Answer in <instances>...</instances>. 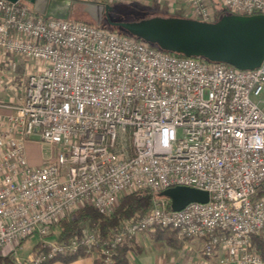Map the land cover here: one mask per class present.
I'll list each match as a JSON object with an SVG mask.
<instances>
[{
  "label": "built area",
  "instance_id": "obj_1",
  "mask_svg": "<svg viewBox=\"0 0 264 264\" xmlns=\"http://www.w3.org/2000/svg\"><path fill=\"white\" fill-rule=\"evenodd\" d=\"M124 3L127 0H94ZM184 16L213 21L211 0H184ZM228 13L264 14V0H218ZM37 60L19 102H0V255L83 205L108 214L127 193L174 185L206 202L171 210L165 197L107 235L83 228L41 240L14 264L89 255L113 264L118 246L156 227L197 239L215 264H264V59L252 69L178 56L94 24L43 18L0 0V58ZM11 69L13 61H9ZM27 140L54 147L28 164Z\"/></svg>",
  "mask_w": 264,
  "mask_h": 264
},
{
  "label": "water",
  "instance_id": "obj_2",
  "mask_svg": "<svg viewBox=\"0 0 264 264\" xmlns=\"http://www.w3.org/2000/svg\"><path fill=\"white\" fill-rule=\"evenodd\" d=\"M17 1V0H9ZM71 0H32V9L43 18L68 17ZM112 9L109 3H93L88 12L98 24ZM132 36L155 44L162 50L221 62L239 69H252L264 59V14L224 13L214 21L175 15H153L133 20L109 21ZM169 200L171 210L189 202H206V190L174 185L157 194Z\"/></svg>",
  "mask_w": 264,
  "mask_h": 264
},
{
  "label": "trees",
  "instance_id": "obj_3",
  "mask_svg": "<svg viewBox=\"0 0 264 264\" xmlns=\"http://www.w3.org/2000/svg\"><path fill=\"white\" fill-rule=\"evenodd\" d=\"M211 1L214 2V0ZM213 2H212V6L214 11V20L218 19L222 14L228 13L220 5V3L215 5ZM93 3H102V2L94 1V0H71V6L69 11L74 13V15L76 14L78 18H72L71 16H68L67 18H72L81 22L94 24L98 27L105 28L113 32H117L119 34L132 36L126 30L122 29L119 26L112 25L109 21L133 20L136 19L134 15L124 14L122 16H118L117 18H115L111 16V12H110L112 10L111 9L108 13V19L105 17V15H102L100 22L97 24L93 19V16L86 9ZM109 4L112 5L113 3H109ZM163 16H167V15H163ZM137 39L141 40L140 38ZM148 44L155 48L160 49L155 44H150V43ZM163 51L178 56H183L180 53L166 51V50ZM157 194L158 192H154L150 189H140L124 194L119 198L115 208L108 214L100 213L92 205H83L69 212L68 214L64 215L61 219H59L57 222L53 223L47 235L51 234L54 240L62 241L68 239L70 236L74 234H78L83 228H89V227L97 229L101 233V235H107L110 233L111 230L118 227L123 221H126L130 218L138 217L146 213L150 209L154 199L157 197ZM259 194H264L263 187L258 188L257 195ZM153 235H154L153 244L156 247L161 246V244L162 245L167 244L173 248H180L183 243H185L190 239L186 237H178L177 235H175L173 230L168 228H160V227H156L154 229ZM134 238L125 241L118 246L113 256V264H130L128 260L127 252L131 248H133L132 244ZM23 240H21L20 243ZM251 241H252L253 249L258 251V253L264 256V237L261 234L254 235L252 236ZM40 243L41 240H38L35 244L32 245L31 250H38L40 248ZM79 256L82 255L80 254L60 255L42 261L41 263L38 264H49L50 262L57 259L63 262H68ZM0 264H14V259L9 254L0 255ZM93 264H99L98 260L94 258Z\"/></svg>",
  "mask_w": 264,
  "mask_h": 264
},
{
  "label": "crops",
  "instance_id": "obj_4",
  "mask_svg": "<svg viewBox=\"0 0 264 264\" xmlns=\"http://www.w3.org/2000/svg\"><path fill=\"white\" fill-rule=\"evenodd\" d=\"M135 10H149L153 15H178L185 11L184 0H127L124 2ZM181 12V13H180ZM9 61H13L11 69ZM39 61H30L17 54L6 53L0 58V102H19L23 96V85L29 72L35 67H41ZM8 109L0 107V115L7 114ZM154 230L137 235L133 241V248L127 252L130 264H215L214 258H205L199 252L200 242L189 239L180 248H173L167 244L156 247L153 244ZM10 254V252H3ZM94 258L82 255L68 262L54 260L49 264H93Z\"/></svg>",
  "mask_w": 264,
  "mask_h": 264
},
{
  "label": "rangeland",
  "instance_id": "obj_5",
  "mask_svg": "<svg viewBox=\"0 0 264 264\" xmlns=\"http://www.w3.org/2000/svg\"><path fill=\"white\" fill-rule=\"evenodd\" d=\"M20 1L25 2L30 7H32V0H20ZM212 2L213 1H211V3ZM213 3L215 5L219 4L218 0H214ZM86 9L88 11V8ZM110 12H111V16L115 18H117L118 16H122L124 14H132L135 16V18L139 19L149 14V10H135L131 6H128L127 4L124 3H113L112 10ZM68 16H71L72 18H78L76 14L74 15V13H72L71 11L68 12ZM181 16L186 17L184 15ZM28 60L33 62L37 61L33 59H28ZM24 150L28 164L30 166H37L42 164L45 160H47L51 156L54 147H52L49 144L40 143L34 140H27L24 144ZM40 239H42L43 241H50L53 239V237L51 234L40 237L39 234L33 233L27 236L18 246H16V248L13 251H11L9 255L13 259L16 257L26 256L29 253V251H31L32 245L35 244Z\"/></svg>",
  "mask_w": 264,
  "mask_h": 264
}]
</instances>
